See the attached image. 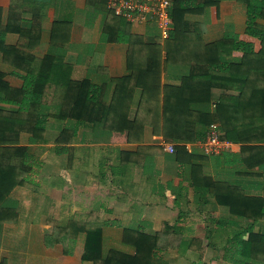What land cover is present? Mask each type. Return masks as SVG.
<instances>
[{"label": "crops", "instance_id": "obj_1", "mask_svg": "<svg viewBox=\"0 0 264 264\" xmlns=\"http://www.w3.org/2000/svg\"><path fill=\"white\" fill-rule=\"evenodd\" d=\"M16 1L23 6L20 12L22 27L32 25L33 13L41 16L38 21L40 37L33 54L43 57L53 50L52 25L55 21L61 23V31L68 36L61 40L65 42L60 54L63 62L71 66V78L88 80V98L95 100L101 96L105 104L119 93L116 110L124 115L118 120L122 124L135 120L143 124V128L131 129L130 136L126 126L120 130L110 129L112 122L108 119L104 122L105 128L84 131L82 126H77L71 141L58 143L56 138L60 130L74 121L47 115L53 109L43 107L36 118L37 125L44 129L42 141L31 142L30 134L20 133L17 145L26 147V153L18 152L11 157V165L15 167L21 166L25 157L27 167H20L22 174L16 177L13 172L14 185L0 203L15 211L14 220L0 221V262L91 264L82 259L86 229H101L104 251L129 252L130 248L121 240L124 229L153 234L168 223L177 228L174 236L181 240L178 249L159 253L168 264H240L234 246V240L240 239V223L248 225V232L264 231V222L251 223L240 215H231L227 203L222 205L217 200L230 202L232 197L239 198L238 190H231L228 185H240V181L253 192L263 189L260 178L240 177V143L230 140L235 144L232 151L206 155L199 146L201 136L182 142L185 152L177 156L175 150L164 149L165 143L172 144L174 149L176 143L160 131L155 133L152 126L158 129L162 120L164 91L161 86L167 85V93L176 96L201 92L194 83L180 90L172 88L188 76L189 65L195 59L193 54L203 52L204 44L218 41L224 35H235L239 41L252 43L255 51L259 49L258 40L244 33L243 6L236 0H220L202 12L187 14L186 18L196 22L201 31L199 40L175 44V48H169L167 59V41L172 35L161 39L151 19L130 22L123 18L131 33L138 35L145 44L155 46L150 50L141 47L139 52L141 59L148 51L155 54L158 60L154 63L161 65L159 78L147 87L148 94L159 96L158 101L151 102L141 99L139 85L131 90L134 80L115 82L129 75L128 43L106 39L103 32L106 3L105 8H99V0ZM10 2L0 0L4 18ZM90 15L92 22L83 23V17ZM2 38L13 44L17 34L5 33ZM232 55L238 58L240 51ZM1 70L11 84H19L10 67L1 64ZM135 79L142 82L140 77ZM226 92L237 94L221 86L211 88V110L219 95ZM2 176L0 172V179ZM7 189L0 185V190Z\"/></svg>", "mask_w": 264, "mask_h": 264}, {"label": "trees", "instance_id": "obj_2", "mask_svg": "<svg viewBox=\"0 0 264 264\" xmlns=\"http://www.w3.org/2000/svg\"><path fill=\"white\" fill-rule=\"evenodd\" d=\"M219 1L172 0L169 13L173 21V37L167 41L166 59L169 58V48H175V44L179 46L189 39L199 40L201 31L198 25L188 20L186 15L202 12ZM236 1L244 8V33L258 40L259 49L255 51L252 43L239 41L235 35H224L218 41L204 44L203 52L193 54L195 59L189 65L188 76L172 88L180 90L194 83L198 89H202L201 92L176 96L167 93V85L161 86L164 91L161 98L162 120L158 123V129L157 126L152 128L155 133L160 131L165 138L176 143L174 150L179 156L180 152H185L182 142L196 140L204 136L211 123H220L225 137L240 143V177L260 178L263 189H259V193L258 189L253 192L240 181V185H228L231 190H238L239 198L232 197L230 202L217 200L222 205L227 203L225 205L231 215H240V218L251 223L264 222V0ZM98 3L99 8H105L106 0H99ZM22 10L20 2L11 0L4 18L0 8V172L3 174L0 185L3 189L8 188L0 190V203L14 185L13 172L16 177L17 174H22L20 167H27L25 157L21 166L11 165L13 154L23 152L25 155L27 150L26 147L17 145L19 134H30L31 142L43 139L44 129L36 123L43 107L53 109L47 115L74 121L60 130L56 138L58 143L71 141L77 126H82L84 131H91L96 127L105 128L108 119L112 122L109 128L113 130L126 126L125 129L130 133L131 129L143 128V124H137L135 120L126 124L118 120L124 115V112L116 110L119 93H115L110 102L105 104L101 96L95 100L88 98V80L71 78V66L63 62L60 54L68 33L61 31L62 24L58 21L53 23L50 32L53 50L43 57L35 56L32 51L39 41L38 21L41 16L33 13L32 25L29 28L22 27ZM105 12L103 32L106 39L128 43L129 75L116 79L115 82L134 80L131 90L139 85L142 90L141 99L158 101V94L151 96L147 93V87L152 85L154 79L159 78L161 65L154 63L158 59L149 51L144 59L139 57L141 47L150 50L155 46L145 44L138 35L131 33L129 24L123 18L113 15L107 8ZM5 33H16V42L6 43L2 38ZM62 39L65 40L61 41ZM234 51H240L238 58L233 57ZM139 60L143 62L138 63ZM1 64L11 68V74L18 78V85H13L6 79ZM138 77L142 78L141 83L135 79ZM155 82L159 89V82ZM215 86L237 91V94H220L215 108L211 110L210 91ZM213 182L218 183L216 180ZM14 215V209L0 204V221H12ZM247 226L240 223V239L234 240L240 264H264V231L248 232ZM176 230V227L168 223H164L163 228L153 234L124 229L121 240L131 250L125 252L120 249L104 251L101 229H86L82 259L91 264H168L159 253L165 249L179 248L181 240L174 236L177 234ZM244 234L246 237H243Z\"/></svg>", "mask_w": 264, "mask_h": 264}, {"label": "built area", "instance_id": "obj_3", "mask_svg": "<svg viewBox=\"0 0 264 264\" xmlns=\"http://www.w3.org/2000/svg\"><path fill=\"white\" fill-rule=\"evenodd\" d=\"M172 0H107V9L115 16L122 17L127 21L151 19L156 23L160 38L166 40L172 35L173 21L170 17ZM215 107V103L212 104ZM199 146L206 155H217L232 151L235 144L227 139L221 126L211 123L204 136L200 138ZM164 149L174 152L170 143L164 144Z\"/></svg>", "mask_w": 264, "mask_h": 264}, {"label": "rangeland", "instance_id": "obj_4", "mask_svg": "<svg viewBox=\"0 0 264 264\" xmlns=\"http://www.w3.org/2000/svg\"><path fill=\"white\" fill-rule=\"evenodd\" d=\"M83 18H84V22H83V23L88 24V23H91V22H92V17H91V15H90V17H88V18H87V16H84ZM153 33H154L155 35H157L156 31H153ZM21 263H22V262H21Z\"/></svg>", "mask_w": 264, "mask_h": 264}]
</instances>
